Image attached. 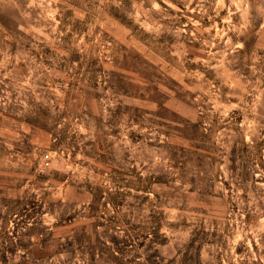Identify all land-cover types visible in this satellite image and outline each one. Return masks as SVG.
<instances>
[{"label":"clouds","instance_id":"9594fccd","mask_svg":"<svg viewBox=\"0 0 264 264\" xmlns=\"http://www.w3.org/2000/svg\"><path fill=\"white\" fill-rule=\"evenodd\" d=\"M0 264H264V0H0Z\"/></svg>","mask_w":264,"mask_h":264},{"label":"rangeland","instance_id":"374dc122","mask_svg":"<svg viewBox=\"0 0 264 264\" xmlns=\"http://www.w3.org/2000/svg\"><path fill=\"white\" fill-rule=\"evenodd\" d=\"M121 75V79L123 80V83L121 84V87H125L127 84V81L124 80V74H120ZM128 75H134V73H132L131 71L128 73ZM23 215L30 217L32 215V210L28 209L26 211L23 212ZM66 227H71V225H66Z\"/></svg>","mask_w":264,"mask_h":264}]
</instances>
